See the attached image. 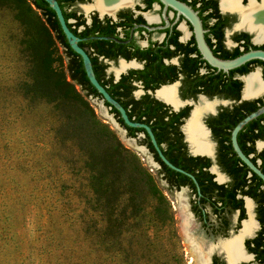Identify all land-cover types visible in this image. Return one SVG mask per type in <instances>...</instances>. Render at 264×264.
Here are the masks:
<instances>
[{
    "label": "flooded vegetation",
    "instance_id": "obj_1",
    "mask_svg": "<svg viewBox=\"0 0 264 264\" xmlns=\"http://www.w3.org/2000/svg\"><path fill=\"white\" fill-rule=\"evenodd\" d=\"M179 1L200 20L201 39L213 58L230 61L264 52V24L248 20L251 11H264V0ZM63 3L68 26L81 39L99 83L132 122L150 127L170 163L194 177L167 166L148 132L128 127L97 91V100L127 140L143 143L139 148L148 154L151 171L174 191L193 260L264 264V180L241 161L233 145L235 128L264 106V61L214 66L200 48L191 19L160 0H127L104 10L96 0ZM52 32L66 59L67 77L91 94L81 57ZM237 143L264 174V114L239 131ZM249 221L250 234L245 232Z\"/></svg>",
    "mask_w": 264,
    "mask_h": 264
},
{
    "label": "rangeland",
    "instance_id": "obj_2",
    "mask_svg": "<svg viewBox=\"0 0 264 264\" xmlns=\"http://www.w3.org/2000/svg\"><path fill=\"white\" fill-rule=\"evenodd\" d=\"M0 2V264H98L97 245L87 236V222L97 214L87 204L83 149L97 152L99 160L112 158L113 168L127 169L144 190L138 206L145 236L133 245L138 264H197L174 191L151 171L148 154L139 148L143 143L127 140L97 96L68 77L77 100L51 101L59 74L67 75L54 33L31 0ZM42 58L53 60L51 73ZM28 78L26 90L47 98L39 105L20 96L21 81Z\"/></svg>",
    "mask_w": 264,
    "mask_h": 264
},
{
    "label": "trees",
    "instance_id": "obj_3",
    "mask_svg": "<svg viewBox=\"0 0 264 264\" xmlns=\"http://www.w3.org/2000/svg\"><path fill=\"white\" fill-rule=\"evenodd\" d=\"M58 1L63 9V0ZM31 2L37 10L41 11L45 23L50 29L48 31L53 30L58 33L64 39V44L69 47L56 14L48 3L45 0H31ZM24 43L28 50H34L31 40ZM28 61L32 63L31 60ZM41 63L45 73L52 72L53 60L51 58H42ZM82 71L85 83L91 89V94L97 96V90L89 82L83 65ZM66 78V73L59 74L54 88L56 95L52 96L51 101L77 100L78 94ZM29 81L30 78L21 81L20 96L22 100L27 101L29 104L39 105V102L47 98L38 92L26 90L25 86L29 85ZM119 148V146L115 147L118 151ZM81 153L85 156L83 168L87 174V186L91 193V196L87 199V204L90 206L91 211L97 214V219L87 222V236L91 237L94 245H97L98 264H138V258L133 254V245H138L142 240L141 238L145 236V227L142 222L143 219H141L142 216L139 217L140 209L138 206V201L144 191L143 188L139 186L135 179L130 180V173L127 169L122 167L113 168L112 162L115 163V161L111 162L112 158L111 160H108L109 157L99 160L97 159V152H92L90 149L87 151L83 149ZM119 153L121 152L119 151ZM140 175L145 181H150L145 173L140 172ZM152 190L159 203L165 201L164 196L154 186ZM91 230L96 233H90Z\"/></svg>",
    "mask_w": 264,
    "mask_h": 264
},
{
    "label": "water",
    "instance_id": "obj_4",
    "mask_svg": "<svg viewBox=\"0 0 264 264\" xmlns=\"http://www.w3.org/2000/svg\"><path fill=\"white\" fill-rule=\"evenodd\" d=\"M45 1L48 3L50 8L55 12L56 17L58 19V22L60 24V27H61V29H62V31H63V33H64V35L68 41L70 48L77 55H79L81 57L83 64H84V68H85L87 78H88L89 82L91 83V85L104 97L105 101H107V103L109 105L114 107L121 114V117H122L124 123L128 127L143 128L148 132V134L151 136V140H152L154 148L158 152L162 161L167 166H169L171 169H173L175 171L183 173V174L194 179V177L192 175L186 173L185 171L177 168L172 163H170L166 159L164 154L162 153V151H161L150 127L145 125V124L132 122L129 119L125 109L115 99H113V97H111V95L103 88V86L99 83V81L96 77L95 71L93 69V64H92L91 58L86 53V51L79 45V42L81 41V39H79L69 28L67 20L65 19V16H64V13H63V10L60 6L59 1L58 0H45ZM160 1L165 3L166 6H171L175 9L179 10L180 12L184 13L187 17H189L191 19V21L195 24L197 31H198L200 48H201L203 54L209 60V62L211 64H213L214 66L222 68V69H229V68L238 67L241 64H243L249 60H252V59H260V60L264 61V52L263 51L249 52L240 58H236V59L230 60V61H222V60H219L217 58H213L211 51L206 47V45L204 44V42L201 39L202 38V36H201V34H202L201 22L198 19L197 15L192 13L191 9L187 5H185L184 3L180 2L179 0H160ZM262 114H264V106L262 108H260L258 111H255L252 114H250L249 116H247L242 122L239 123V125L235 128V130L233 132V145H234L235 151L237 152L241 161H243L251 169V171H253L257 175H259L264 180V174L257 168V166L252 162V160L243 153V151L240 149V147L237 143V134L239 133V131L245 125H247L250 121L256 119L257 117H259Z\"/></svg>",
    "mask_w": 264,
    "mask_h": 264
},
{
    "label": "bare ground",
    "instance_id": "obj_5",
    "mask_svg": "<svg viewBox=\"0 0 264 264\" xmlns=\"http://www.w3.org/2000/svg\"><path fill=\"white\" fill-rule=\"evenodd\" d=\"M224 1H225V4H229L230 3L228 0H224ZM226 1L229 2V3H227ZM126 3H127V0H96V5L95 6L96 7L98 6L99 8H101L102 10H104L106 8H109V7H116V6L120 5V4L122 5V4H126ZM234 5L235 4H231V6H234ZM248 20L250 22H253V23L264 24V11L263 10H258V9L257 10H254V11H251L250 14L248 15ZM181 217H182V215H181ZM183 229H185V227H183ZM252 229H253V223H252V221L247 222L245 224V232L246 233L249 232V234H250V232L253 231ZM237 252H238V254L241 255V252H239V251H237Z\"/></svg>",
    "mask_w": 264,
    "mask_h": 264
}]
</instances>
